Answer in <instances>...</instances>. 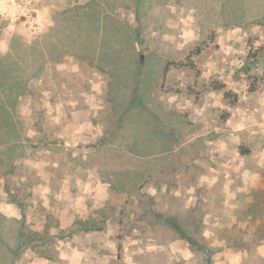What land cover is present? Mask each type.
Wrapping results in <instances>:
<instances>
[{
  "label": "rangeland",
  "instance_id": "374dc122",
  "mask_svg": "<svg viewBox=\"0 0 264 264\" xmlns=\"http://www.w3.org/2000/svg\"><path fill=\"white\" fill-rule=\"evenodd\" d=\"M1 1L0 264H264V0Z\"/></svg>",
  "mask_w": 264,
  "mask_h": 264
},
{
  "label": "trees",
  "instance_id": "16d2710c",
  "mask_svg": "<svg viewBox=\"0 0 264 264\" xmlns=\"http://www.w3.org/2000/svg\"><path fill=\"white\" fill-rule=\"evenodd\" d=\"M193 54H197L199 52H192ZM257 54H254V57H256ZM188 60L191 62L190 65H187V64H184L183 62H168L167 66H166V71L169 70L172 66H174L175 68H182V67H194V62H192V59H191V56L188 57ZM246 71H249V68L246 69ZM249 79H251V84H252V88H251V92H254L256 91V89L258 88V80L259 78L257 76H253V75H249ZM225 85L221 84L219 85L218 87L216 86V89H221V88H224ZM226 97L228 98H233L232 100V103L235 104L237 101H238V96L237 95H234L233 97V94L231 92H227L226 93ZM8 115V116H7ZM15 117H12L10 115V113L8 112L6 114V117L5 116H1L0 114V130L3 129V125H6L8 127H10V134L9 135H12V137H10L9 139L7 138H4V135H0L3 139H6L5 140V145L8 146V150L11 154V157H12V152L14 151L13 149V146H12V143L14 140H15V137H18V131H19V128L16 126V123L17 121H15L14 119ZM9 130V131H10ZM17 135V136H16ZM11 144V146H10ZM9 157V158H11ZM5 160L3 159H0V162H4ZM172 226H174L175 230L184 238L188 239V241L192 242L193 244H198L196 242L195 239H193L191 236H189L186 232H183V230L179 227V225L177 224V222H174L173 220H171V218L169 219ZM36 233L34 231H29L28 233H26L25 231H23L21 233V236L19 237V243L22 244V245H25V244H28L29 242L33 241L34 238H33V234ZM1 244V243H0Z\"/></svg>",
  "mask_w": 264,
  "mask_h": 264
},
{
  "label": "crops",
  "instance_id": "0c3cea01",
  "mask_svg": "<svg viewBox=\"0 0 264 264\" xmlns=\"http://www.w3.org/2000/svg\"><path fill=\"white\" fill-rule=\"evenodd\" d=\"M1 2L4 3V1H1V0H0V3H1Z\"/></svg>",
  "mask_w": 264,
  "mask_h": 264
}]
</instances>
